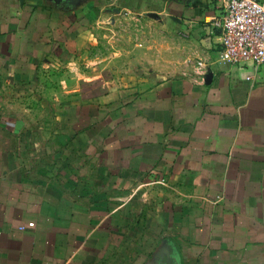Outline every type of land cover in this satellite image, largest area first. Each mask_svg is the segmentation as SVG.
I'll return each mask as SVG.
<instances>
[{
    "label": "crops",
    "instance_id": "crops-1",
    "mask_svg": "<svg viewBox=\"0 0 264 264\" xmlns=\"http://www.w3.org/2000/svg\"><path fill=\"white\" fill-rule=\"evenodd\" d=\"M114 1L0 0V71L73 62ZM199 1L169 7L184 76L86 93L48 125L0 117V264H264V63L221 62V10Z\"/></svg>",
    "mask_w": 264,
    "mask_h": 264
},
{
    "label": "rangeland",
    "instance_id": "rangeland-1",
    "mask_svg": "<svg viewBox=\"0 0 264 264\" xmlns=\"http://www.w3.org/2000/svg\"><path fill=\"white\" fill-rule=\"evenodd\" d=\"M184 1L191 7L200 4ZM175 2L115 0L107 23L96 28L92 44L73 62L36 71L26 76L25 84L0 71V117L33 114L25 119L27 123L48 125L52 114L71 113L86 93L145 89L184 76L197 58L191 38L172 17L169 7ZM116 78L125 79L129 87L109 88L108 81ZM65 121L69 120L62 118Z\"/></svg>",
    "mask_w": 264,
    "mask_h": 264
},
{
    "label": "built area",
    "instance_id": "built-area-1",
    "mask_svg": "<svg viewBox=\"0 0 264 264\" xmlns=\"http://www.w3.org/2000/svg\"><path fill=\"white\" fill-rule=\"evenodd\" d=\"M221 13L207 19L220 32L223 63H264V0H214ZM203 64H199L202 66ZM251 78H248L250 80ZM20 226V231L34 227Z\"/></svg>",
    "mask_w": 264,
    "mask_h": 264
},
{
    "label": "water",
    "instance_id": "water-1",
    "mask_svg": "<svg viewBox=\"0 0 264 264\" xmlns=\"http://www.w3.org/2000/svg\"><path fill=\"white\" fill-rule=\"evenodd\" d=\"M212 74H209V76H208V81L212 78V76H211Z\"/></svg>",
    "mask_w": 264,
    "mask_h": 264
}]
</instances>
